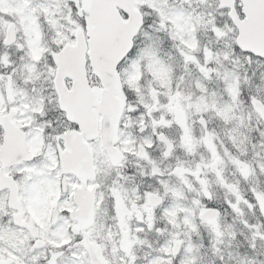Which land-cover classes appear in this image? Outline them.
I'll return each mask as SVG.
<instances>
[{"label": "snow or ice", "instance_id": "6c2138e0", "mask_svg": "<svg viewBox=\"0 0 264 264\" xmlns=\"http://www.w3.org/2000/svg\"><path fill=\"white\" fill-rule=\"evenodd\" d=\"M0 264H264V0H0Z\"/></svg>", "mask_w": 264, "mask_h": 264}]
</instances>
